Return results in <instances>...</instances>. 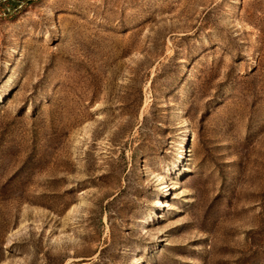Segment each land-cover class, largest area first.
<instances>
[{
    "label": "rangeland",
    "instance_id": "obj_1",
    "mask_svg": "<svg viewBox=\"0 0 264 264\" xmlns=\"http://www.w3.org/2000/svg\"><path fill=\"white\" fill-rule=\"evenodd\" d=\"M17 3L0 264H264V0Z\"/></svg>",
    "mask_w": 264,
    "mask_h": 264
},
{
    "label": "water",
    "instance_id": "obj_2",
    "mask_svg": "<svg viewBox=\"0 0 264 264\" xmlns=\"http://www.w3.org/2000/svg\"><path fill=\"white\" fill-rule=\"evenodd\" d=\"M13 1H17L18 2L17 5L14 6L13 8L6 6V11H3L2 12L3 14L12 15L18 12L23 7V5L28 3L30 0H13ZM0 4H4V0H0Z\"/></svg>",
    "mask_w": 264,
    "mask_h": 264
},
{
    "label": "bare ground",
    "instance_id": "obj_3",
    "mask_svg": "<svg viewBox=\"0 0 264 264\" xmlns=\"http://www.w3.org/2000/svg\"><path fill=\"white\" fill-rule=\"evenodd\" d=\"M191 149V148H190Z\"/></svg>",
    "mask_w": 264,
    "mask_h": 264
}]
</instances>
